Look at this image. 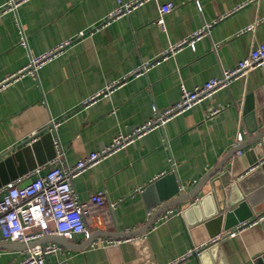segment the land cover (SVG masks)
<instances>
[{
  "label": "crops",
  "instance_id": "crops-1",
  "mask_svg": "<svg viewBox=\"0 0 264 264\" xmlns=\"http://www.w3.org/2000/svg\"><path fill=\"white\" fill-rule=\"evenodd\" d=\"M134 1L23 0L7 9L9 0H0L1 183L20 180L26 185L28 174L54 161L72 168L178 102L182 86L193 89L220 76L243 60L253 44L264 42V0H146L116 15L120 2ZM167 3L174 8L160 25V6ZM254 22L255 30L245 31ZM207 27L195 47L186 42L169 52ZM65 43L36 74H18L31 56ZM145 63L153 65L137 73ZM260 89L258 101L264 103V67L76 177L78 198L87 201L101 192L108 205L114 204L115 227L110 232L144 228L153 212L189 192L223 160L233 148L240 122L241 133L246 132L240 102ZM217 108L218 113L210 115ZM250 136L244 133V140ZM233 167L240 179L252 166L243 153ZM203 196L201 192L191 202ZM183 206L167 209L151 228L116 246H86L89 238L76 235L69 241L81 247H63L49 262L168 264L224 230L225 217L211 227L188 226ZM213 206L210 200L204 204L207 211ZM232 216L231 221L238 218ZM218 244L227 264H264L261 222ZM22 258V250L0 249V264H22ZM216 259L214 264H219V255ZM177 264L202 263L193 256Z\"/></svg>",
  "mask_w": 264,
  "mask_h": 264
},
{
  "label": "built area",
  "instance_id": "built-area-1",
  "mask_svg": "<svg viewBox=\"0 0 264 264\" xmlns=\"http://www.w3.org/2000/svg\"><path fill=\"white\" fill-rule=\"evenodd\" d=\"M22 1L9 0L7 9L16 8ZM145 1L136 0L129 4L120 2L116 15L128 13L130 8L141 5ZM173 8L174 5L172 3L161 5L156 22L163 25L164 16L171 12ZM255 25L256 22L246 28L245 31H254ZM206 29L208 27L194 33L190 40H185L172 46L169 52H175L176 49L183 46L186 42L189 43V46L195 47V42L198 38L207 33ZM21 43L25 45L24 40ZM66 44L68 43L51 49L42 55L31 56L28 65L18 74L24 72L36 74L38 69L58 55ZM152 65L148 63L142 64L137 73L141 74ZM263 67L264 42H258L252 45L247 56L233 68L225 70L220 76L213 77L203 85L193 89L182 86L181 97L178 102L168 109L156 111L149 121L137 126L132 133L119 135L106 148L101 151L92 152L72 168L60 167L54 161L48 167L37 169L28 174L26 177L28 183L26 185H23V181L16 180L1 186L0 231L2 241L4 243L28 245L54 236H64L71 240L76 235H83L85 238H89L95 231H111L115 227V221L111 213L114 204L108 205L106 196L101 192L93 194L87 201H81L74 189V179L107 159L116 151L125 148L135 138L163 126L166 122L188 111L197 104L206 100H212L222 88L230 87L235 80L248 79L255 70ZM219 110L218 108L212 110L210 115L218 113ZM56 125L53 124L54 127ZM244 133H241L240 122L233 147H237L243 142L245 138ZM243 153V150H238L233 154L229 162L231 167L234 166L237 157ZM167 215L171 217L173 211L168 212ZM262 219L263 217L242 220L234 226L222 230L206 242L192 246L184 256L168 264H177L186 258L199 256L202 250L208 246L221 242L223 238L234 237L248 228L257 225ZM121 242L122 239L103 236L95 239L91 245L109 247L116 246ZM62 249L63 247L57 243L35 245L22 250V264H51L49 257L58 254Z\"/></svg>",
  "mask_w": 264,
  "mask_h": 264
},
{
  "label": "water",
  "instance_id": "water-1",
  "mask_svg": "<svg viewBox=\"0 0 264 264\" xmlns=\"http://www.w3.org/2000/svg\"><path fill=\"white\" fill-rule=\"evenodd\" d=\"M260 91L261 89L247 94L242 102H240L243 104L242 119L245 130L251 136L243 140L237 147H233L214 169L203 176L196 186L189 192L181 193L177 197L166 202L156 212H153L144 228L126 232H122L118 229L116 232L95 231L91 234L89 239H87L86 246L93 242L96 237L105 236L108 238L128 239L136 234L143 233L152 227V224L164 211L171 207H178L179 205H184L182 208V215L186 217L188 226L196 228L198 225L211 227L215 222L221 223V220L225 217L224 229H228L239 221L254 215L264 216V103L258 101ZM36 144L37 143H34L32 147L34 148ZM238 150L244 151L245 156L249 159V163L252 166L251 170L240 179L234 177L233 167L229 165L230 159ZM253 181L255 184L257 182L256 185L254 184L255 186L251 185ZM2 183L0 182V187L5 185V182ZM201 192H203L204 196L197 201L191 202L195 200ZM207 200L214 203L212 211H207L204 207ZM227 205L231 207H228L229 210L227 209ZM195 213H197V215ZM234 214H236L238 218L231 221L232 215ZM189 215H192V220L188 217ZM261 223L264 224V217ZM212 233L213 232H211V234ZM212 235H210L207 240L214 237V235ZM46 243H57L61 247L71 250L81 247L74 245L64 236H54L41 239L28 245L3 242L0 243V249L21 251L35 245H43ZM218 248L219 244L215 243L203 249L198 256L201 263L214 264L216 257L219 255V264H227L223 253L221 252L218 254Z\"/></svg>",
  "mask_w": 264,
  "mask_h": 264
}]
</instances>
